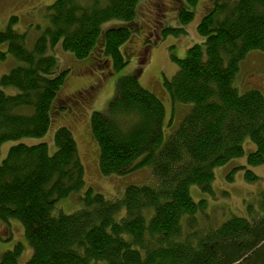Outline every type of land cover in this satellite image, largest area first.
Here are the masks:
<instances>
[{
    "label": "trees",
    "instance_id": "1",
    "mask_svg": "<svg viewBox=\"0 0 264 264\" xmlns=\"http://www.w3.org/2000/svg\"><path fill=\"white\" fill-rule=\"evenodd\" d=\"M142 1L53 0L46 6L47 25L31 47L26 32L12 27L16 15L9 17L0 30V44H6L0 60L10 54L16 64L0 76V147L42 137L65 108L60 91L68 69L55 72L57 47L85 61L91 77L87 96L103 77H93L95 70L109 63L111 74L126 63L132 52L121 45L141 29ZM192 17L184 7L177 14L181 24ZM196 31L202 40L183 58L171 55L178 67L163 80L172 103L190 104L168 138L165 108L138 81L140 67L117 79L104 112L90 114L100 174L145 167L143 182L127 183L110 196L85 186L76 142L64 125L54 133L52 153L46 142L9 147L0 161V222L21 223L31 248L24 264H264V192L263 212L203 227L198 212L205 201L189 193L191 185L209 191L214 169L243 154L245 137L255 145L248 165L264 163V95L241 91L234 82L241 60L250 51L264 52V0H211ZM179 32L186 33L182 26L162 29L163 36ZM148 37L142 38L144 47ZM245 172L247 179L257 177L248 167ZM74 193L78 209L57 208L58 200ZM21 248L16 242L1 254L0 264H17Z\"/></svg>",
    "mask_w": 264,
    "mask_h": 264
},
{
    "label": "rangeland",
    "instance_id": "2",
    "mask_svg": "<svg viewBox=\"0 0 264 264\" xmlns=\"http://www.w3.org/2000/svg\"><path fill=\"white\" fill-rule=\"evenodd\" d=\"M52 1L0 0V30L6 28L11 15H16L17 21L12 27L26 32V43L31 47L47 25L46 6ZM210 1L143 0L138 8L137 19L141 29L133 34L128 42L121 45V50L126 45L124 48L127 52H132L131 55L121 68L111 74H107L110 68L109 63L104 70H95L96 76L103 73V77L99 76V83L95 84V92L88 96L84 87L90 82L91 77L85 71V61H80L70 55V52L57 47L54 53V70L59 72L62 69H68L63 76L64 82L60 91L61 97L67 99L66 106L55 113L49 128L42 137H24L3 142L0 147V161L9 147L20 141L28 144L46 142L48 152L52 153L55 150L54 133L59 126L64 125L71 130L76 142L84 166L85 186H91L94 191L110 196L115 193L119 194L127 183L143 182L148 175L145 167L119 176L100 174L98 148L89 127L90 114L93 110L104 112L115 94L117 79L122 75L134 73L140 67L138 81L142 86L154 92L165 108L168 123L163 127V136L165 139L168 138L181 123L190 104L172 103L163 80L164 78L170 79L178 67L177 63L171 59V55L183 58L191 44L202 40L196 31V26ZM182 7L193 12V17L187 24H181L177 18ZM156 12L159 13L158 16ZM165 26H182L186 33L180 34L182 32H179L175 35L167 33L163 36L162 29ZM140 32L142 34L138 36ZM145 35L149 36L145 42L147 47H144V41H142ZM5 47V43L0 44V49L4 50ZM15 64L16 60L7 54L4 60H0V76L8 72ZM234 82L241 91L257 89L264 95V52L250 51L241 60ZM83 96L87 101L81 100ZM242 145L243 154L240 157L233 158L214 169V178L209 191H202L197 185L189 187L193 200L203 199L205 201L204 209L198 212L200 226L218 225L233 215L251 217L263 212L261 202H263L262 192H264V163L256 166L248 165L247 155L254 150L255 145L249 137L243 139ZM238 166L241 167L233 169ZM247 167L253 171L256 178H246L245 168ZM76 195L74 193L58 200L57 208L64 213H71L78 209L80 200L76 198ZM8 223L0 222V256L6 250H11L16 242H20L22 248L17 264H24L30 257L31 248L26 244L21 223L15 219L9 220Z\"/></svg>",
    "mask_w": 264,
    "mask_h": 264
},
{
    "label": "flooded vegetation",
    "instance_id": "3",
    "mask_svg": "<svg viewBox=\"0 0 264 264\" xmlns=\"http://www.w3.org/2000/svg\"><path fill=\"white\" fill-rule=\"evenodd\" d=\"M157 5H158V3H157ZM100 75H101V74H100ZM93 77L99 78L98 76H93ZM89 85H90V82H88V83L85 85L84 90H86V88H89Z\"/></svg>",
    "mask_w": 264,
    "mask_h": 264
},
{
    "label": "bare ground",
    "instance_id": "4",
    "mask_svg": "<svg viewBox=\"0 0 264 264\" xmlns=\"http://www.w3.org/2000/svg\"><path fill=\"white\" fill-rule=\"evenodd\" d=\"M250 139V138H249ZM251 141V140H250Z\"/></svg>",
    "mask_w": 264,
    "mask_h": 264
}]
</instances>
